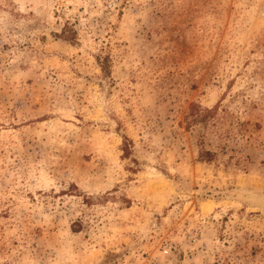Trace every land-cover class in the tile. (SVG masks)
<instances>
[{
  "label": "rangeland",
  "instance_id": "obj_1",
  "mask_svg": "<svg viewBox=\"0 0 264 264\" xmlns=\"http://www.w3.org/2000/svg\"><path fill=\"white\" fill-rule=\"evenodd\" d=\"M264 0H0V264H264Z\"/></svg>",
  "mask_w": 264,
  "mask_h": 264
},
{
  "label": "water",
  "instance_id": "obj_2",
  "mask_svg": "<svg viewBox=\"0 0 264 264\" xmlns=\"http://www.w3.org/2000/svg\"><path fill=\"white\" fill-rule=\"evenodd\" d=\"M259 197H261V198H263V199H264V194H261V195H259Z\"/></svg>",
  "mask_w": 264,
  "mask_h": 264
}]
</instances>
